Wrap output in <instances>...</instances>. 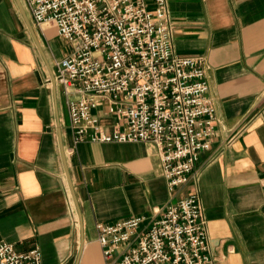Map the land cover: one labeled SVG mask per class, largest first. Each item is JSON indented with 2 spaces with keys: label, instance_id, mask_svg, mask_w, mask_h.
Returning <instances> with one entry per match:
<instances>
[{
  "label": "crops",
  "instance_id": "obj_1",
  "mask_svg": "<svg viewBox=\"0 0 264 264\" xmlns=\"http://www.w3.org/2000/svg\"><path fill=\"white\" fill-rule=\"evenodd\" d=\"M169 8L178 54L206 58L217 116L199 180L175 193L152 143L72 150V97L55 80L72 45L54 21L35 25L25 0H0V238L17 251L39 246L43 264H106L97 224L151 218L198 190L218 264H264V0ZM95 114L111 133L109 105Z\"/></svg>",
  "mask_w": 264,
  "mask_h": 264
},
{
  "label": "built area",
  "instance_id": "obj_2",
  "mask_svg": "<svg viewBox=\"0 0 264 264\" xmlns=\"http://www.w3.org/2000/svg\"><path fill=\"white\" fill-rule=\"evenodd\" d=\"M35 25L54 21L72 45L55 73L69 99L72 150L86 141L154 144L168 189L199 180L198 161L215 136L206 58L180 56L169 0H25ZM109 105L107 133L95 114ZM123 122V124H121ZM264 191V177L260 181ZM160 214V217H156ZM106 264H218L201 193L154 216L97 224ZM0 264H43L0 238Z\"/></svg>",
  "mask_w": 264,
  "mask_h": 264
}]
</instances>
